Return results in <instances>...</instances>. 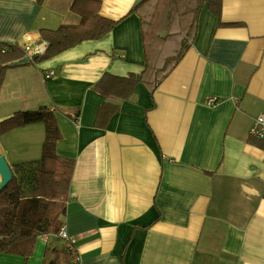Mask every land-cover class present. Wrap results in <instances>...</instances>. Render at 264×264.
Here are the masks:
<instances>
[{
  "label": "crops",
  "instance_id": "crops-1",
  "mask_svg": "<svg viewBox=\"0 0 264 264\" xmlns=\"http://www.w3.org/2000/svg\"><path fill=\"white\" fill-rule=\"evenodd\" d=\"M142 1L101 0L98 13L118 21L107 34L39 62L25 53L10 62L0 120L53 111L56 153L74 160L62 222L80 264H264V141L249 133L264 113V0H221L220 20L203 3L195 36L153 92L138 82L126 99L105 97L95 88L105 73L144 69L131 12ZM72 2L0 0V47L78 24ZM47 69L54 75L44 79ZM44 135L42 122L15 128L0 135V155L11 170L36 163ZM63 246L38 235L26 260L0 251V264L47 263L46 248Z\"/></svg>",
  "mask_w": 264,
  "mask_h": 264
},
{
  "label": "trees",
  "instance_id": "trees-1",
  "mask_svg": "<svg viewBox=\"0 0 264 264\" xmlns=\"http://www.w3.org/2000/svg\"><path fill=\"white\" fill-rule=\"evenodd\" d=\"M203 3H207L220 20L221 0H143L137 4L131 12L139 15L142 25L144 69L139 74L127 76L105 73L95 88L105 97L119 99L130 97L138 82L145 83L153 92L180 61L188 41L195 36L197 15ZM100 4L101 0H73L70 7L80 15V22L60 25L56 29H40L47 48L33 61L51 58L82 41L101 38L111 31L118 21L101 16L98 13ZM23 55L18 45L0 47V87L6 70L11 67L10 62ZM106 105L110 104L105 102L103 107ZM111 106L108 118L118 110L117 105ZM35 122H42L45 130L39 160L12 170L11 181L0 190V251L23 255L25 260L31 255L38 235L47 234L48 241L63 225L74 168L73 159L56 153L61 133L53 111L47 106L18 110L1 119L0 135ZM48 253L52 258L42 264H70L64 250L47 247L45 255Z\"/></svg>",
  "mask_w": 264,
  "mask_h": 264
},
{
  "label": "built area",
  "instance_id": "built-area-1",
  "mask_svg": "<svg viewBox=\"0 0 264 264\" xmlns=\"http://www.w3.org/2000/svg\"><path fill=\"white\" fill-rule=\"evenodd\" d=\"M47 48V43L41 41L35 45L25 44L22 46L24 53L33 61L35 56H42ZM54 75L52 69H47L43 71L42 77L48 79ZM217 103L216 97H208L206 100L207 105H215ZM249 133L254 137L260 138L264 141V113L257 114L250 125ZM44 237H48L47 234H42ZM60 238L63 243V250L70 259V264H80L79 254L76 248V240L74 237L67 234L64 225H62L59 230L53 235Z\"/></svg>",
  "mask_w": 264,
  "mask_h": 264
},
{
  "label": "water",
  "instance_id": "water-1",
  "mask_svg": "<svg viewBox=\"0 0 264 264\" xmlns=\"http://www.w3.org/2000/svg\"><path fill=\"white\" fill-rule=\"evenodd\" d=\"M12 179V170L3 155H0V190Z\"/></svg>",
  "mask_w": 264,
  "mask_h": 264
}]
</instances>
